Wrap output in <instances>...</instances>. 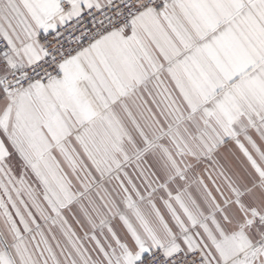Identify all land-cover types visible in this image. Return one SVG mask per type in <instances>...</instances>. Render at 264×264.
I'll return each instance as SVG.
<instances>
[{"label": "snow or ice", "instance_id": "obj_1", "mask_svg": "<svg viewBox=\"0 0 264 264\" xmlns=\"http://www.w3.org/2000/svg\"><path fill=\"white\" fill-rule=\"evenodd\" d=\"M0 264H264V0H0Z\"/></svg>", "mask_w": 264, "mask_h": 264}]
</instances>
